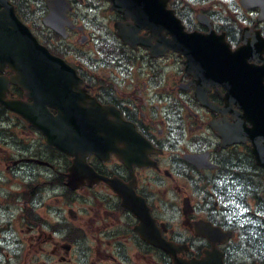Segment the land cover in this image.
Listing matches in <instances>:
<instances>
[{"label":"flooded vegetation","instance_id":"1","mask_svg":"<svg viewBox=\"0 0 264 264\" xmlns=\"http://www.w3.org/2000/svg\"><path fill=\"white\" fill-rule=\"evenodd\" d=\"M9 1L38 42L76 71L64 88L81 98L78 105L86 110L84 97L91 96L128 124L109 142L108 157L90 154L77 165L42 130L0 105V172L8 177L0 182V264H175L213 249L226 264H264V198L256 196L264 188L251 187V140L224 146L219 135L239 136L246 122L233 101L237 85L222 84L220 70L212 80L202 47L189 58L170 49L151 53L130 36L147 37L145 25L160 17L169 24L172 12L200 35L196 44L224 33L234 49L249 27L264 59L261 6L30 0L36 7L27 10L21 0ZM134 10L145 23L138 30L127 15ZM119 26L131 42L119 36ZM7 94L30 101L18 86L9 85ZM114 114L86 119L89 128H117ZM15 131L40 139H10ZM11 147L21 150L12 155ZM244 203L254 208L248 223L239 210ZM218 229L231 236L215 235ZM160 236L170 251L150 242Z\"/></svg>","mask_w":264,"mask_h":264},{"label":"water","instance_id":"2","mask_svg":"<svg viewBox=\"0 0 264 264\" xmlns=\"http://www.w3.org/2000/svg\"><path fill=\"white\" fill-rule=\"evenodd\" d=\"M13 36L18 41L8 40L0 42V57L9 58L12 51L17 52L14 64L16 76H14L13 81L17 82L25 90V95L32 98L34 102L26 104L20 101L6 100L3 97L1 98V96L0 101L8 108L22 115H27V118L38 127H42L44 123H47L49 132L55 134L57 116H51L47 112L46 107L50 105L58 108V98H61L64 100V104L66 103L70 107L63 110V114L67 118V125L77 135L79 129L82 127L80 122L87 113L85 112L83 115L82 112L75 109L68 102L69 97L66 94L68 90L64 86L69 82L66 76L72 73L71 70L58 58L51 56L45 48L39 47L32 42L31 37L27 33L15 32ZM252 80L251 77V82ZM46 90H48V93H46ZM61 90H63V95L62 93L58 95ZM262 92L264 97V90ZM65 97L67 98L65 99ZM259 101L260 97H257L256 102ZM246 105V111L251 117V125H255L253 132L257 135V138L260 137L264 140V107L257 108L251 101H246ZM68 131L65 125L63 133L66 134ZM84 132L88 134L86 131ZM84 137L89 138L87 135ZM252 139L254 140L251 131ZM253 150L256 163L264 167V142H255ZM150 241L166 251H170L167 242L163 241L160 237H154ZM213 264L223 263L221 260H215Z\"/></svg>","mask_w":264,"mask_h":264},{"label":"rangeland","instance_id":"3","mask_svg":"<svg viewBox=\"0 0 264 264\" xmlns=\"http://www.w3.org/2000/svg\"><path fill=\"white\" fill-rule=\"evenodd\" d=\"M20 150H21L20 147H18V148L14 147V148H12V149H9V151H11L9 154L16 155V154H18V153L20 152ZM251 177H252V179H253V181H251V187H253V188H255V189H257V190L259 191L260 187H259V183H258V182L262 181L260 173L257 172L256 170H252V169H251ZM255 181H256V182H255ZM162 193H163L166 197H170V196H171L170 193H167V192H165V191L162 192ZM241 212H242L243 214H246V210H245V208H244L243 210H241Z\"/></svg>","mask_w":264,"mask_h":264}]
</instances>
